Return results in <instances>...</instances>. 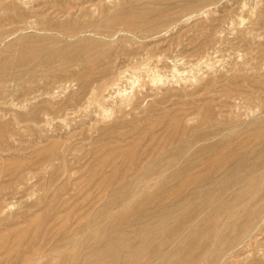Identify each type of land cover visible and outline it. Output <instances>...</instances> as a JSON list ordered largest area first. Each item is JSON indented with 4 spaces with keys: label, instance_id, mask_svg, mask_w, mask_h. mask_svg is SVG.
I'll list each match as a JSON object with an SVG mask.
<instances>
[{
    "label": "rangeland",
    "instance_id": "1",
    "mask_svg": "<svg viewBox=\"0 0 264 264\" xmlns=\"http://www.w3.org/2000/svg\"><path fill=\"white\" fill-rule=\"evenodd\" d=\"M8 6L9 8H7ZM147 13L150 14V17ZM142 14L146 15V17L142 16ZM70 16L72 17L70 18ZM84 16L86 17L83 18ZM90 16H95V19H90ZM118 18L121 19V22L118 21ZM84 19L88 22L84 21ZM103 20L105 21L103 22ZM113 21L117 22L114 23ZM127 23L131 25L129 26ZM88 24H91V26L89 25V27ZM58 25L60 28H58ZM65 25L66 27L68 25V27L64 28ZM132 25L134 26L132 27ZM138 25H145V27L140 26L141 29ZM87 46L89 47L86 50ZM119 49L120 53L122 52L121 56L117 55L119 54ZM126 49L128 50L125 52ZM53 52H56L57 57L51 59ZM97 52H100V54ZM19 53H22V55ZM71 54H74V56L70 57L69 55ZM95 54L97 58L94 56ZM91 56L95 58H91ZM57 58L58 61H56ZM66 60H70V62ZM5 65L8 66L5 67ZM1 67L6 69L3 70ZM53 68L55 73L57 72L56 75L52 70ZM101 71L102 73H107H103L102 75ZM53 74L57 79L54 78ZM107 78H111V80H107ZM113 79L114 81L112 82ZM101 81H104V83L107 81L108 84H104ZM230 82L232 84L236 83V86L230 84ZM97 83L103 84H100V86ZM84 85L86 86L83 87ZM99 86L102 89H104L103 87H107L108 89L106 88L103 91ZM208 89L212 91V94ZM121 90L123 94L120 93ZM219 91H222V93L219 94ZM114 92L117 93L113 95ZM213 93L216 95L213 96ZM107 94L109 97L105 96ZM247 95L251 99H248ZM111 96L115 100L111 98L115 102L113 104L110 99ZM237 98L240 99L237 100ZM235 99L240 105L236 103ZM257 99L261 102L259 103ZM241 100H244V103ZM70 102H74L75 106L71 104V107ZM95 102L98 104H94L93 106ZM106 103L111 106L112 110L109 105L105 107ZM138 103L139 108L136 107ZM226 104L228 106H225ZM246 104L248 105L247 108L250 107V109H245ZM99 106L101 107V114L100 111L98 112ZM104 109L108 110V112L110 109L109 114ZM176 109L179 110L176 111ZM209 109L211 111L209 115L214 116L215 120L222 118L242 123L256 118L262 122V125L258 126V128L261 127V130L260 128H249V130L255 133L261 131V134L264 135V131L262 132L264 130V0H1L0 137L2 140L0 139V196L2 197H0V203L9 199L7 202L9 210L6 208L8 211L5 210V212L11 214L10 217H8L9 215L7 216L8 220L10 219L8 221L3 216V210H0L2 212L0 213L2 214V217L0 215V219L3 220L2 224H0V264H5L6 262V264H11L18 260L27 264V260L39 258L44 253L42 251H44L43 249L49 243V240L50 242L53 240V243L57 241L59 237L58 233L61 232L62 226H76L78 224L76 222L79 221L80 217V219L83 217H85L83 219L90 218L88 221L96 218L102 223V228H104V225L110 226L108 229H113L116 226L120 228L125 227V229L127 228V232L130 231L133 234L132 232L136 225L124 221L120 223V218L122 217L120 215L125 214V208L121 206H113L109 210L105 208L104 205L109 202L111 194L109 192H102L101 194L102 188H100L99 184H106L108 182L112 186H115V184L117 186L119 182H123L121 178L129 177H126L125 173L123 174L126 165H128L127 160L129 156H122L128 149L132 151L138 149L137 153L140 155L145 150V144L153 135L155 141L153 146L158 149L163 146L169 134L167 130L169 129L167 128L169 120L171 122L178 116L175 120L179 123V126L182 125L181 127L178 126V130L181 128L180 130L183 132H188L190 130H187L188 124L190 128L195 121V126L197 125L195 131L197 129V131H200L204 126L203 128L202 126L199 127L196 120H198L199 116H202L200 112H203V115L207 112L210 113ZM220 110L222 111L219 112ZM189 111L193 112L188 116L187 113ZM250 112L251 114H249ZM159 114L161 115L158 116ZM217 114H219L218 117ZM232 114H235L239 120L235 116L233 117ZM117 123L120 124V127L117 126ZM150 123L151 125H149ZM146 124L148 128H145L147 127ZM95 125L96 127L94 128L93 126ZM7 126L10 127L8 128ZM164 126H166L165 130L163 129ZM102 128L104 129L102 130ZM143 129L145 133L144 131L142 132ZM165 132H168L167 135H165ZM115 133L118 135H115ZM102 135L105 136V139L102 138ZM106 135H114L115 137H108ZM135 135L137 138H134ZM132 136L134 137L132 138ZM141 136L142 139L140 140ZM113 138H115V142ZM101 140H105L103 142L104 145ZM115 145L118 146L112 148ZM201 146L195 147L196 153H198V149ZM145 156H148V153ZM202 158H206V155L202 156ZM42 159L44 162H41L43 161ZM203 161L204 159H201V161L195 164V170H198L195 172V175L203 172L204 169L201 168H205ZM177 162H175L176 164H170L169 167L167 166L168 170L166 174L171 169H174V167L176 168L174 169L175 171L177 167L180 169L185 166L183 161L178 160ZM181 162L184 163L183 167H181L183 165ZM116 164L119 165L117 172H115L116 169H112ZM173 165L175 166L173 167ZM217 165H221V163L217 162ZM109 169L112 170L110 171ZM59 170L60 173H58ZM31 171H34V173ZM52 173L56 177H52ZM28 177L30 178L28 179ZM111 177H117V179L110 182ZM15 179L16 181H14ZM21 179H23L22 182ZM165 179L168 186L164 187L168 190L170 188L173 189L174 185H180V182L182 183L181 185L186 183L185 180H180V177H165ZM174 179L180 181L176 182ZM198 181L199 179H195V182ZM12 182L14 185H12ZM17 182L18 185H16ZM65 184L67 188H65ZM20 185L22 187H19ZM195 186L196 183L185 185V195L181 192L182 194H178L179 197H177L178 195L172 193L175 194L173 197L171 192L164 191L165 193L163 194H166V196L162 194V197L156 199H163V202L158 201L171 205L176 201L181 202L187 199L192 194V198L190 197L187 203H193H191L190 210L185 216L189 217L190 213H193L192 218H195V198H193L195 197ZM103 194L104 196L107 195L106 198L103 197ZM93 195H95L94 198ZM101 196L103 199L100 198ZM95 197L100 199L97 200ZM165 200L169 201L165 202ZM37 201L40 202L38 203ZM99 201L102 203L100 204ZM89 205L90 207H88ZM148 205L152 206L153 203L152 205L147 204L143 211L146 214H150V216L153 215L155 217L159 214L157 212L161 211L159 208L152 209ZM92 206H95V208H92ZM101 206L104 208H101ZM44 208L50 209L46 211ZM98 208H100V211L97 212ZM90 209H94V211H90ZM104 209H107V211L105 210L106 213ZM119 211L122 213L118 214ZM85 212H88L87 217L84 216ZM103 212L106 215H103ZM78 213L79 215L77 216ZM98 213L103 215L101 219ZM137 214L139 215V213ZM137 214L136 217L138 216ZM116 216L119 218V222L116 220ZM112 218L116 219L112 220ZM103 219L106 220L102 222L101 220ZM117 223L120 225H117ZM129 227L132 228L128 229ZM261 227L264 229V225ZM90 228L92 226L86 232H89ZM86 232H83L84 235ZM54 234L56 238L53 237ZM186 235L188 234L186 233ZM260 235H258V241L262 245L263 250L259 252V255L262 256L264 254V231ZM82 236L83 234H81ZM254 241L256 240H252V243ZM157 242H160V240H156ZM245 244L242 245L245 246ZM155 247H158V244H155ZM169 248L172 249L174 247L171 245ZM45 250L48 251V255L45 251L43 254L44 259L41 257L39 261L45 260L50 255L51 251L48 248ZM38 251L39 253H37ZM149 253L143 254L140 258L138 257L139 260L143 261L142 263L140 261L141 264L148 258ZM248 257L250 256L248 255ZM230 261L236 264V259L232 258ZM158 262L155 263L158 264ZM28 264L32 263L29 262ZM183 264L186 263L184 262Z\"/></svg>",
    "mask_w": 264,
    "mask_h": 264
},
{
    "label": "bare ground",
    "instance_id": "2",
    "mask_svg": "<svg viewBox=\"0 0 264 264\" xmlns=\"http://www.w3.org/2000/svg\"><path fill=\"white\" fill-rule=\"evenodd\" d=\"M7 8H9V6ZM151 8H153V7H151ZM143 9H145V8H143ZM148 9H150V8H148ZM148 9H146V10H148ZM154 9L153 10L151 9V10L152 11H155ZM6 10H8V9H6ZM102 11H101V13H102ZM122 11H124V10L122 9ZM125 11H127V10L125 9ZM139 11H140V9H139ZM68 12H70V11H68ZM84 12H85V10H84ZM12 13H8V14H12ZM71 13H70V15H72ZM109 13H111V12H109ZM130 13H131V11H130ZM149 13H151V12H149ZM149 13H147L148 16L150 15ZM152 14H153V12H152ZM82 16H83V14H82ZM92 16H93V14H92ZM98 16H100V15H98ZM142 16L146 17V15H143V14H142ZM71 17L72 16H70V18ZM85 17L86 16H84L83 18H85ZM90 17H88V18H90ZM94 17H91L90 19H92ZM123 17H125V16H123ZM80 18H81V16H80ZM76 19H74V21H76ZM118 19H119L118 21L121 22L120 21L121 19L120 18H118ZM122 19L124 20V18H122ZM136 19H137V17H136ZM78 20H83V19H78ZM85 20L86 19H84V21ZM96 20H97V18H96ZM105 20H103V22ZM68 22L70 23V21H68ZM106 22H108V21L106 20ZM116 22L117 21H115L114 23H116ZM114 23H113V25H114ZM62 24H64V23H62ZM72 24H73V21H72ZM97 24H99V22H97ZM89 25L91 26V24H88V26ZM92 25H93V23H92ZM127 25H129V23H127ZM60 26H61V24H60ZM69 26H70V24H69ZM85 26H86V24H85ZM94 26H95V24H94ZM133 26L134 25H132V27ZM140 26H139V28H141L143 26L145 27V25H142L141 27ZM62 27H63V25H62ZM67 27H68V25H67ZM67 27H66V25L64 26V28H67ZM111 27H112V24H111ZM58 28H60L59 25H58ZM136 28H137V26H136ZM60 30H62V29H60ZM96 30H99V29H96ZM69 31H71V30H69ZM79 33H80V31H79ZM81 35H83V34H81ZM88 47L89 46L86 47V50H87ZM98 49H100V48H98ZM83 50H85V49H83ZM127 50L128 49H126L125 52ZM102 51H104V50H102ZM118 51H119V54H117V55H120L122 52L120 53V49ZM121 51H122V49H121ZM123 51H124V49H123ZM106 52L108 53V51H106ZM73 53L76 54L75 52H73ZM101 53H103V52H101ZM19 54L22 55V53H19ZM74 54H71L69 56L70 57H73ZM98 54H100V52ZM51 56H52L51 59L56 58L57 57L56 52H53L51 54ZM64 56H62V57H64ZM94 56H96V58H97V55L96 54ZM94 56H91V58H93ZM115 60H117V59H115ZM56 61H58V58H57ZM66 61L70 62V60H66ZM78 62H80V61H78ZM90 62H92V61H90ZM84 63H86V62H84ZM7 66L8 65H5V67H7ZM3 67H1V69H3ZM5 69H3V70H5ZM106 69H107V67H106ZM42 70H43V68H42ZM52 70H53L54 74L56 75L57 72L55 73L54 68ZM104 70H105V68H104ZM59 72H61V71H59ZM44 73L46 74V72H44ZM47 73H48V71H47ZM49 73L52 74V72H50V71H49ZM101 73H102V71H101ZM103 73L106 74L107 72L106 73L103 72ZM103 73H102V75H103ZM54 74H53V76H54ZM89 75H90V73H89ZM54 78H55V76H54ZM87 78H85V79L87 80ZM101 78H99V79H101ZM255 78H257V77H255ZM55 79H57V78H55ZM99 79H97V80H99ZM114 79L112 80V82L114 81ZM246 79H247V77H246ZM107 80H111V78L110 79L107 78ZM104 81H101V82L104 83ZM257 81H258V79H257ZM244 82H246V81H244ZM89 83H87V84H89ZM103 83H100V84H103ZM97 84H99V83H97ZM104 84H108V82L106 81V83H104ZM230 84H232V83L230 82ZM235 84H232V85H235ZM238 84H239V81H238ZM116 85H118V84H116ZM210 85H212V84H210ZM85 86L86 85H84L83 87H85ZM94 86H95V84L93 85V89H94ZM103 86H106V85H103ZM144 87H146V86L144 85ZM221 87H223V86H221ZM241 87H244V86H241ZM245 87H246V85H245ZM100 88L102 89V87H100ZM103 88L106 89L107 87L106 88L103 87ZM117 88H119V87H117ZM215 88H217V87H215ZM84 89L87 90L86 88H84ZM104 89H102V90L104 91ZM235 89H237V88H235ZM240 89H239V91H241ZM124 90H123V92H124ZM208 90H210V89H208ZM222 91H219V94H221ZM225 91H228V90H225ZM93 92H95V91H93ZM96 92H98V91L96 90ZM105 93H106V90H105ZM116 93L117 92H114L113 95H115ZM120 93H122V90L120 91ZM225 93H224V95H225ZM99 94H101V93H99ZM103 94H104V92H103ZM103 94H102V96H103ZM118 94H119V92H118ZM211 94H212V91H211ZM87 95H88V93H87ZM95 95H96V93H95ZM111 95H112V93H111ZM193 95H192V97H193ZM215 95L216 94H214L213 96H215ZM96 96H98V95H96ZM105 96H108V94L105 95ZM219 96H221V95H219ZM111 98H113V100H114V97L111 96L110 99ZM223 98H224V96H223ZM247 98H248V95H247ZM110 99L108 98V100H110ZM238 99H240V98H237V100ZM248 99H251V97L248 98ZM117 100L119 101V99H117ZM210 100H212V99H210ZM237 100L235 99L236 103H239V102H237ZM245 100H246V97H245ZM257 100H259V99H257ZM101 101H103V100H101ZM76 102H77V100H76ZM97 102H99V101H97ZM111 102H112V104L115 103V102L112 101V99H111ZM195 102H197V101H195ZM198 102H201V101H198ZM242 102L244 103V100ZM253 102H254V100H253ZM260 102L261 101L259 100V103ZM46 103H48V102H46ZM73 103L70 102V106ZM94 104L97 105L98 103H96V102L93 103V106H94ZM100 104H102V103H100ZM227 104L225 106H228ZM247 104H248V102H247ZM247 104H246L245 109L248 106ZM47 105H50V104H47ZM108 105L109 104L106 103V106L105 105L104 106L105 107H108ZM118 105H119V103H118ZM239 105H240V103H239ZM73 106H75V105L73 104ZM138 106H139V103H138V105L136 107H138ZM140 106H141V104H140ZM59 107H61V106H59ZM109 107L111 109V106L110 105H109ZM152 107H154V106L152 105ZM186 107H184V108H186ZM239 107H242V106H239ZM62 108H65V107H62ZM99 108L100 109L98 110V112L100 111V114H101L102 113L101 112V107L99 106ZM211 108H213V107H211ZM44 109H45V107H44ZM110 109H109V112H110ZM165 109L167 110V108H165ZM210 109H209V111H210ZM215 109H216V107H215ZM248 109H250V107L247 108L246 110H248ZM177 110H179V109H176V111ZM185 110H187V109H185ZM240 110H242V109L240 108ZM104 111H107V113L109 114L108 110L104 109ZM146 111H147V113L149 112L148 109ZM206 111H207V109H206ZM221 111L222 110H220L219 112H221ZM230 111H231V109H230ZM49 112H52V111H49ZM54 112H56V111H54ZM152 112H154V111H152ZM192 112L189 111L187 113L188 116H189V114H192ZM214 112H215V110H214ZM200 113H202V114H200L202 116H199L198 120H196V121L198 122L199 127L202 126V128H203V126H204V128L202 130L197 131L198 130L197 129L195 131V128L197 127V125L195 126V121L193 122L194 124L192 126H190V128H189V124H188L187 130L190 129L188 132L181 131L180 130L181 128L178 130V126H179L178 124L179 123H177V121L175 120V119L178 118V116H177L178 113H177V115H176L177 118L174 117L175 119L172 118L173 120L171 122L169 120V123H167V126H168L167 128H169L167 130H168L169 134L167 135L168 132L167 133L165 132L166 133L165 135H167L168 138L165 139L164 145L162 144L163 146H161L159 149L156 148L155 146H153L154 145V142H155L154 141V135H153V137H151L150 140H148V142L145 144V146H144L145 147V150L144 151H142L143 149L141 150L143 153H141L140 155H139V153H137V150L138 149L136 151H132V150H129L128 149L124 154H122L123 157L125 155H128L129 156V159L127 160L128 165H126V168L124 169V172H123V174L125 173L124 175H126V177L129 176L128 178H121V179H123V182H119L118 185L119 184L120 185L119 186L117 185L118 187L116 186V184H115V186H112V184L111 183H108V182L106 184H104V183H100L99 184L100 185V188H102L101 189V194H102V192H104V193L105 192H109L111 194V196H110L111 198L109 197L110 200H109V198H107L109 200V202H107L104 205L105 208H107L108 210L111 209L113 206H115V207L116 206H121V207L125 208L126 211H125V214H123L124 216L123 215H120L122 217L121 218L119 217L118 214L122 213L121 211H119V213L117 212L118 214L117 213L116 214L118 215V217L121 220L120 223H122L124 221L126 223L129 222L132 225H136V227H134L135 228L134 231L132 232L133 234H131V232L128 231L131 234L130 235L127 232V230H126L127 228L126 229H125V227L124 228H120V227H117L116 225H115L116 227L115 228L113 227V229H108V227H110L108 225H104V228H102L103 225L100 222V220H97L95 218L96 220L93 219L92 221H88V219H90V218L83 219L85 217L82 216L83 218L80 219L81 218L80 217L78 219L79 221L76 222V224L78 223L76 226H73V225L72 226H66V225L65 226H62L61 229L62 230L64 229V230L63 231L61 230V232L58 233L59 237H58V239H57V241L55 243L52 242L53 240L51 242L49 240V243L46 242L48 244L44 247V249H43L44 251H42V253L43 252L45 253V251H46L45 249H47V248H48V250L51 251V253H50V255L45 260L39 261V259L41 257L44 259V255H43L44 253H43V254H41L39 256V258H36V259L35 258H32L33 260H30V261L27 260V262L28 263L30 262L32 264H139L141 260H139L138 257L140 258L143 254H145V253L148 254L150 252L149 253L150 255H148V258L144 261L143 264H156L155 262H158V261H159L158 264H183L184 262L186 264H234V263H231V261H230L232 258L236 259V264H264V254L262 256L259 255V252L261 250H263V247H262V245L259 244V241H258V237L261 236L260 233L262 234V232L264 231V229L261 227V226L264 225V135L261 134V131L260 132L259 131L257 132V130H256L257 133H255L252 130H249V128H253V129L258 128L259 125H262V122H260L256 118H254L251 121L242 122V123L241 122L240 123L234 122L231 119L230 120L229 119L228 120H225V119L219 118V120H215V117L214 116H213L214 117V119H213L212 115H209V114H211V111H210V113H208V112L205 113V115H203V112H200ZM224 113H226V112H224ZM231 113H229V114H231ZM49 114H53V113H49ZM124 114H126V113H124ZM249 114H251V112ZM128 115H127V117H128ZM148 115H151V114H148ZM160 115L161 114H159L158 116H160ZM218 115L219 114H217V117H218ZM173 116H175V115H173ZM232 116L234 117L235 114H232ZM263 116H264V114H263ZM235 118L237 119L236 116H235ZM154 119H155V117H154ZM192 119H193V117H192ZM127 120H128V118H127ZM144 120H145V118H144ZM237 120H239V119H237ZM96 121H99V120H96ZM138 121H140V120H138ZM182 121H183V119H182ZM146 122H148V121H146ZM133 123H134V121H133ZM138 123L141 124L140 122H138ZM158 123H156V124H158ZM184 123H185V121H184ZM117 124H118L117 126L120 125L119 123H117ZM139 124H137V125H139ZM149 125H151V123ZM123 126H124V124H123ZM146 126L147 127H145V128H148V125L147 124H146ZM181 126H179V127H181ZM7 127L9 128L10 126H7ZM93 127L95 128L96 125L93 126ZM97 127H99V126H97ZM100 127H102V126H100ZM165 127L166 126H164V128H163L164 130H165ZM94 128H92V129H94ZM115 128H117V127H115ZM129 128H131V127H129ZM154 128L156 129V127H154ZM259 128L261 130V127H259ZM103 129L104 128H102V130ZM149 129H147V130H149ZM107 130H108V128H107ZM109 130H111V129H109ZM143 131H144V129L142 130V132ZM263 131L264 130H262V132ZM117 132H118V130H117ZM252 132L255 133V134H253ZM144 133H145V131H144ZM116 134L117 133H115V135ZM134 134H135V132H134ZM2 135H3V133H2ZM122 135H121V137H122ZM106 136H108V135H106ZM110 136L113 137L114 135H110ZM110 136H108V137H110ZM104 137L105 136L102 135V138H104ZM133 137L134 136H132V138ZM124 138H126V137H124ZM134 138H137L136 135H135ZM0 139H1V137H0ZM113 139H114V142H115V138H113ZM129 139H127V140H129ZM139 139L141 140L142 139V136ZM104 141H102V144L103 145H104V143H103ZM126 141H124V142H126ZM111 142H113V141H111ZM129 142H131V141H129ZM108 143H110V142H108ZM250 143H251V145L249 146ZM253 143H255V144L253 145ZM256 144H257V146H256ZM118 145L120 146V144H118ZM118 145L112 146V148L113 147H116ZM199 145H202V146L200 147V149H198V153H196L195 152V147H197ZM125 146H126V144H125ZM120 147H122V146H120ZM123 147H124V145H123ZM229 148H230V150H229ZM152 149L154 150L153 152H152ZM45 151L47 152V150H45ZM66 151H67V149H66ZM144 152H145V154L148 153V156H145ZM205 155H206V158H202V156H205ZM122 156L120 155V157H122ZM201 159H204L203 164L205 165V168L204 167H201V168L204 169L203 172L201 171L202 173H200V174L198 173V175H195V172L198 171V170H195V164L198 163L199 161H201ZM72 160H74V159H72ZM176 160L177 161L178 160L183 161L185 163V166H184V163L181 162V164H183L181 167H183V166L184 167L178 169V167L176 166L177 167V170L174 171V169H176V168L174 167L175 165H173L174 169H171V171H168V174H166L167 173V170H168L167 166L169 167V165L172 164V163H174V164L178 163ZM48 161H49V159H48ZM41 162H44V160L41 161ZM217 162L218 163H221V165H217ZM39 163H38V165H40ZM38 165H37V167H38ZM199 165H201V164H199ZM21 169H23V168L21 167ZM112 169L113 170L116 169L115 172H117L118 169H119V165L116 164V166L114 168H112ZM31 172L34 173V171H31ZM37 173H38V171H37ZM58 173H60V170L58 171ZM53 174L54 173H52V177L55 175V174L54 175ZM54 177H56V176H54ZM120 177H122V176L120 175ZM165 177H174V178L180 177V180L183 179V180L186 181V183L183 184V185H181L182 183L180 182V185H176V186L174 185V188L173 189L170 188L171 191H169L170 189L168 190L166 188L168 186V183H166ZM26 178H27V176H26ZM29 178L30 177H28V179ZM51 178H50V180H51ZM24 179H25V177H24ZM114 179H117V177L116 178L115 177H111L110 182H112ZM132 179H134V180H132ZM195 179L196 180L199 179V181L198 182H195ZM22 180L23 179H21V182H22ZM180 180H178V181H180ZM14 181H16V179ZM117 181H116V183H117ZM175 181L178 182L177 180H175ZM18 182H17L16 185H18ZM168 182H170V181H168ZM195 183H196L195 191H194L195 192V197H193V198H195V218H192V216H193L192 214L193 213H190V216L189 217L185 216V214H187V212H189V210H190L191 203H193V202L187 203L188 199L192 196V194H190V197H188L187 199H184L186 201H184V200L181 201V202H177L176 201V202H174L171 205H167V204L161 203L160 201L163 200L162 198H161L162 200L158 199L160 201H158L156 199V198L162 197V194L165 193L164 191H166L168 193L171 192V194L172 193H175L176 195H178L181 192H183L184 195H185V192H186V191H184L185 190V185H189V184L190 185H193ZM19 184H20V182H19ZM171 184H173V183H171ZM12 185H14L13 182H12ZM21 185H23V184H21ZM21 185L19 187H22ZM49 185H50V183H49ZM164 186H166V187H164ZM3 187H2V189H3ZM65 188H67L66 184H65ZM187 189H188V187H187ZM59 190H61V189H59ZM18 191H20V190H18ZM175 194H172V196L173 195L175 196ZM163 195L166 196V194H163ZM94 196L95 195H93V198H94ZM106 196L107 195L104 196V194H103V197L106 198ZM193 196H194V194H193ZM0 197H2V196H0ZM12 197H13V195H12ZM103 197L101 196L100 198L103 199ZM136 197H137V199H136ZM177 197H179V195ZM70 199L72 200V198H70ZM99 199H97V200H99ZM154 199H156V200H154ZM167 199H169V198H167ZM169 200H165V202L166 201H169ZM4 201L5 202H1L0 203V210L1 211L3 210V212H4L3 216H5L4 218H7V220H8V217H10V214L11 213L10 214H7L8 212L6 213L5 210H6V208H8L7 202L9 201V199H8V201H6V200H4ZM37 202L39 203L40 201H37ZM99 202H97V203L99 204ZM101 203L102 202H100V204ZM152 203H153V205H152ZM31 204H30V206H32V205L34 206L35 203L32 204V205ZM147 204L152 205V206H149L148 205V207H151L152 209L153 208H155V209L156 208H159L161 211L160 212H157V213H159V214L161 212L162 213L160 215L158 214L155 217H153V215L150 216V214H146V212H144L143 210H144V208L146 207ZM64 206H66V205H64ZM88 207H90V205ZM102 207L103 206H101V208ZM92 208H95V206L94 207L92 206ZM45 209L46 208H44V210ZM48 209H50V208H48ZM48 209H46V211ZM86 209H85V211H86ZM99 209L100 208H98V210L96 209L97 212L100 211ZM107 209H104V212H105V210L107 211ZM8 210H9V208H8ZM8 210H6V211H8ZM91 210L92 209H90V211ZM112 210H110V211H112ZM92 211H94V209ZM135 211L137 213H139V215ZM88 212H89V210H88ZM88 212H85L86 214L84 216L88 215L87 214ZM104 212H103V215H106L105 214L106 212L105 213ZM191 212H192V210H191ZM0 213H2V212H0ZM79 213L77 214V216L79 215ZM148 213H150V212H148ZM89 214L91 216V213L90 212H89ZM98 214H100V216L102 215L101 213H98ZM136 214L138 215L137 217H136ZM0 215L2 217V214H0ZM103 215L101 217L99 215L98 216L101 219L103 217ZM118 217H117V219L116 218H114V219L112 218V220H115L116 219L118 221V219H119ZM133 217H135V218H133ZM152 218H154V219H152ZM105 220L103 219L101 221L103 222ZM4 221H5V219H4ZM2 222H3V220L0 219V224H2ZM110 222H112V221H110ZM118 224L119 223H117V225ZM90 226H92V228H90L91 230L89 232H86V230ZM132 227H129L128 229H130ZM83 232L84 233L86 232V234L84 235ZM185 232L188 235H186ZM81 234H83L82 237H81ZM53 237H55V234H54ZM55 238H53V239H55ZM156 240H160V242H157L156 243ZM252 240H256V241H254V243H252ZM244 243H246L245 246L242 245ZM155 244H158V247H155ZM171 245L174 248L170 249L171 247L169 248V246H171ZM40 248H39V250H40ZM46 252H47V255H48V251H46ZM37 253H39V251ZM248 255L250 257H248ZM142 262L143 261H141V263ZM11 264H24V263H23V261L18 260L17 262L11 263Z\"/></svg>",
    "mask_w": 264,
    "mask_h": 264
}]
</instances>
